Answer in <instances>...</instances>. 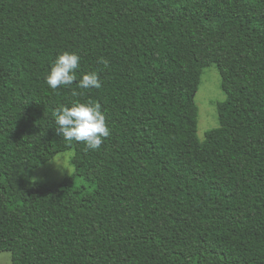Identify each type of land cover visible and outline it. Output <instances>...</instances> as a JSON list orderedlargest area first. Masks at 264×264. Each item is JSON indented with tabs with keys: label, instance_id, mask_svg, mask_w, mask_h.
I'll list each match as a JSON object with an SVG mask.
<instances>
[{
	"label": "trees",
	"instance_id": "trees-1",
	"mask_svg": "<svg viewBox=\"0 0 264 264\" xmlns=\"http://www.w3.org/2000/svg\"><path fill=\"white\" fill-rule=\"evenodd\" d=\"M65 51L80 56L76 80L52 89ZM210 65L225 100L201 141L194 96ZM89 72L101 88H79ZM73 102L101 105L98 150L58 133L54 110ZM67 150L71 177L30 180ZM0 252L264 264V0H0Z\"/></svg>",
	"mask_w": 264,
	"mask_h": 264
},
{
	"label": "clouds",
	"instance_id": "clouds-1",
	"mask_svg": "<svg viewBox=\"0 0 264 264\" xmlns=\"http://www.w3.org/2000/svg\"><path fill=\"white\" fill-rule=\"evenodd\" d=\"M80 56L75 52L65 51L57 56L46 76V82L52 89L61 85L69 86L76 80ZM101 63L108 66L107 60ZM79 88H101V81L96 72H89L80 79ZM73 95H77L76 92ZM55 124L58 133L65 141L83 142L89 150H98L103 140L110 135L105 116L99 103L73 102L54 110Z\"/></svg>",
	"mask_w": 264,
	"mask_h": 264
},
{
	"label": "rangeland",
	"instance_id": "rangeland-1",
	"mask_svg": "<svg viewBox=\"0 0 264 264\" xmlns=\"http://www.w3.org/2000/svg\"><path fill=\"white\" fill-rule=\"evenodd\" d=\"M225 100V95L220 88V77L214 65L202 70L199 85L194 96L198 110L197 137L204 139L205 132L218 126L217 104ZM73 150L61 152L49 162L29 169L30 180L34 183L54 185L74 174L71 164ZM75 185L80 186V180H75ZM0 264H11L9 252H0Z\"/></svg>",
	"mask_w": 264,
	"mask_h": 264
}]
</instances>
